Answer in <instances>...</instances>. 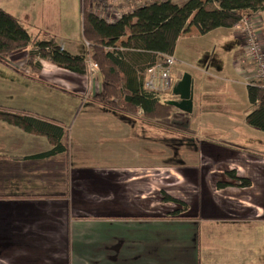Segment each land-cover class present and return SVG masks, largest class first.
Instances as JSON below:
<instances>
[{
    "label": "crops",
    "instance_id": "crops-1",
    "mask_svg": "<svg viewBox=\"0 0 264 264\" xmlns=\"http://www.w3.org/2000/svg\"><path fill=\"white\" fill-rule=\"evenodd\" d=\"M54 1L0 0V8L29 25L42 6V25L28 30H39L48 47L53 40L80 55ZM228 32L237 42L236 78L190 67L194 73L173 81L176 107L165 119L94 100L102 90L98 71L76 75L40 60L39 75L29 78L32 46L0 60V109L53 120L68 132L67 152L41 157L51 139L0 119V264H264V133L247 125L251 106L239 101L237 80L247 98V77L236 65L233 28L200 35L187 22L171 76L188 65L187 47L205 50L206 39ZM34 89L41 97H26ZM50 91L70 103L51 102ZM229 171L250 185H227ZM174 210L181 213L162 218Z\"/></svg>",
    "mask_w": 264,
    "mask_h": 264
},
{
    "label": "trees",
    "instance_id": "trees-1",
    "mask_svg": "<svg viewBox=\"0 0 264 264\" xmlns=\"http://www.w3.org/2000/svg\"><path fill=\"white\" fill-rule=\"evenodd\" d=\"M86 3L87 0H81V32L88 58L56 48L53 40L48 47L39 38V30L30 32L17 18L0 8V60L32 46L24 65L32 79L41 71L40 60L76 75L88 72L87 61L90 60L97 66L102 87L101 93L93 99L129 116L141 111L142 118L147 120L170 117L176 105L162 100V94L144 90L141 75L162 56L173 54L187 22L204 35L214 29L233 28L244 18L264 12V0H186L181 4L168 0L154 2L135 14L123 15L116 22L107 23L89 14ZM133 27L137 31L129 32ZM124 37L125 41L117 44ZM253 83L246 87L251 106L247 125L264 133V88L257 81ZM8 118H12L16 125L24 122L26 132L36 131L52 140V148L41 157L67 152L68 132L59 123L24 112L0 109V119ZM226 174L232 179V183L227 185L241 188L250 185L248 179L237 177L233 171ZM163 201L184 207L183 203L165 195ZM180 211L174 210L168 215L177 217Z\"/></svg>",
    "mask_w": 264,
    "mask_h": 264
},
{
    "label": "built area",
    "instance_id": "built-area-1",
    "mask_svg": "<svg viewBox=\"0 0 264 264\" xmlns=\"http://www.w3.org/2000/svg\"><path fill=\"white\" fill-rule=\"evenodd\" d=\"M162 1L168 0H87L86 11L107 23H114L123 15L135 14L147 5ZM261 26V14H256L241 20L233 27V31L240 45V56L236 65L246 68L247 84L257 81L264 88V41ZM87 64L90 70L98 71L94 62L89 60ZM174 65L175 59L172 55L162 56L159 61L145 69L141 75L144 90L157 95L169 92L173 84L171 73Z\"/></svg>",
    "mask_w": 264,
    "mask_h": 264
},
{
    "label": "rangeland",
    "instance_id": "rangeland-1",
    "mask_svg": "<svg viewBox=\"0 0 264 264\" xmlns=\"http://www.w3.org/2000/svg\"><path fill=\"white\" fill-rule=\"evenodd\" d=\"M56 4V7L59 6L61 10V16L62 19L65 20L66 24H70L72 26V34L74 33V39L71 38L67 40H62L66 42H76L75 44V51L79 50L80 55L87 56V47L82 39V32H81V0H56L54 1ZM173 3L181 4L183 0H173ZM50 8V6H48ZM42 10V6L40 7ZM41 10L38 11L37 14H29V22L30 24L27 26L29 29L34 30L39 25H42L44 21V16L41 14ZM28 21V20H27ZM134 22V20L132 21ZM137 28L133 27L130 29L129 32H136ZM262 31V30H261ZM263 32V31H262ZM229 33V34H228ZM228 36L222 37L219 33L214 35V37H209V39H206L208 44H210L209 48H206L205 50L199 49L194 43V45L189 46L186 48V57L185 60L187 61V66H181L180 68L177 67L174 74H172L171 78L172 81H176L179 76L184 71H188L189 73H194V71L190 67H197L199 69H207L209 68L210 71H222V75L226 77H230L232 80H234L236 77L234 76V73L232 71V59L231 56L234 53L235 50H237V45L235 41L234 35L231 34V32H228ZM235 34V33H234ZM236 36V34H235ZM73 38V37H72ZM125 37L120 39L117 44H120V42L125 41ZM264 41V38H263ZM194 42V41H192ZM239 42V40H238ZM184 47L181 44L179 45V50L181 51V48ZM184 49V48H183ZM20 80V79H19ZM25 80V79H24ZM240 85L243 86L244 82L237 80ZM248 83V80H247ZM38 85H36L37 87ZM239 86V101H243L245 103H249L248 98H246V92L244 91V87ZM38 88V87H37ZM45 90V89H44ZM238 91V89H237ZM32 93H27L26 97H34L36 99H39L41 97V94L38 93V89H34L31 91ZM34 94V95H33ZM45 96V95H44ZM173 95H171V92H166L161 95L162 100H169ZM218 97L217 99H219ZM49 100L52 101H59L63 104L70 103L69 97L65 99L61 95H57V93L50 91L49 92ZM203 128L200 129V131L203 132ZM184 135H181L182 138ZM179 145H182L179 144ZM166 211H163V216H166Z\"/></svg>",
    "mask_w": 264,
    "mask_h": 264
}]
</instances>
